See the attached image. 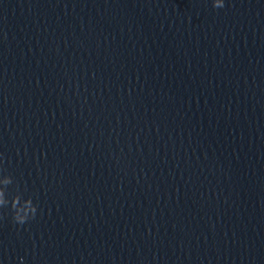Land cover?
<instances>
[{"label":"water","instance_id":"water-1","mask_svg":"<svg viewBox=\"0 0 264 264\" xmlns=\"http://www.w3.org/2000/svg\"><path fill=\"white\" fill-rule=\"evenodd\" d=\"M264 0H0V264H264Z\"/></svg>","mask_w":264,"mask_h":264},{"label":"clouds","instance_id":"clouds-1","mask_svg":"<svg viewBox=\"0 0 264 264\" xmlns=\"http://www.w3.org/2000/svg\"><path fill=\"white\" fill-rule=\"evenodd\" d=\"M224 5L225 0H212V6L214 8H223ZM11 183L12 176L2 172L0 174V208H4L10 204L13 222L17 225H24L27 221L35 217L37 207L31 197L21 202L20 196L17 195L9 200L6 197L3 186ZM21 264H23V258H21Z\"/></svg>","mask_w":264,"mask_h":264}]
</instances>
